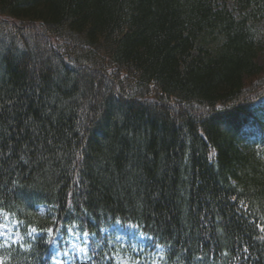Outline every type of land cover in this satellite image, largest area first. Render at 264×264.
Instances as JSON below:
<instances>
[{
	"label": "trees",
	"instance_id": "trees-1",
	"mask_svg": "<svg viewBox=\"0 0 264 264\" xmlns=\"http://www.w3.org/2000/svg\"><path fill=\"white\" fill-rule=\"evenodd\" d=\"M263 22L264 0H0L6 264L73 232L117 264L115 225L161 264H264Z\"/></svg>",
	"mask_w": 264,
	"mask_h": 264
},
{
	"label": "rangeland",
	"instance_id": "rangeland-1",
	"mask_svg": "<svg viewBox=\"0 0 264 264\" xmlns=\"http://www.w3.org/2000/svg\"><path fill=\"white\" fill-rule=\"evenodd\" d=\"M257 30L260 32V35L264 38V22L259 24L257 26ZM39 35V34H38ZM33 38V37H31ZM34 39V38H33ZM32 46L30 47V51L32 50ZM51 51L50 49V45L47 44L44 46L43 49H39L35 51V49L32 51L33 53L40 52L43 55H41V57L46 56L49 52ZM260 63L264 66V54L261 56L260 58ZM56 66L57 63H55ZM17 227V223L16 221L13 220L12 217H10L7 214L4 213H0V239L3 240L4 244H8L11 240H16L19 239L20 236L17 233L16 230ZM117 227V226H115ZM114 228V227H113ZM113 228L111 230H113ZM115 231V237L114 240L117 242L122 243L123 246H126L127 241H126V236L125 234L121 233L119 230H117V234H116V230ZM133 232V231H130ZM108 232L105 230L104 234H107ZM130 235H133V233H130ZM84 242L88 243L87 238L85 237ZM145 238L142 236H135L134 239L131 242V245H128L130 248L134 249L136 252H140L142 253L145 250ZM55 247L58 246L57 243L54 244ZM88 248H86V246H84L83 244H81L80 241V236L78 234H76L75 232H73L69 238V245L66 248V252L65 254H67L66 257V261L67 263H69L71 261L72 258H74V256L76 255L77 259L84 257L85 252H87ZM124 254L120 253V256H122ZM136 255V254H134ZM149 256H145V258L143 259H139L137 258V256H132V252L130 251L129 253L126 254V256H124V258L122 259V262L119 258L118 263L119 264H159L157 261H153L152 262V258L150 257L149 260H151L152 263H150V261H147Z\"/></svg>",
	"mask_w": 264,
	"mask_h": 264
},
{
	"label": "snow or ice",
	"instance_id": "snow-or-ice-1",
	"mask_svg": "<svg viewBox=\"0 0 264 264\" xmlns=\"http://www.w3.org/2000/svg\"><path fill=\"white\" fill-rule=\"evenodd\" d=\"M17 223H20V221H17ZM30 227V232L28 233V235L32 236L33 234L37 233V228L35 227H31V225H29ZM48 231L51 233L53 231V229H48ZM85 235H87V233H85ZM29 248L31 247V245L28 246ZM21 248L24 249L25 251H27L26 248H24V245L21 244ZM0 264H6V259H3L2 256H0Z\"/></svg>",
	"mask_w": 264,
	"mask_h": 264
}]
</instances>
